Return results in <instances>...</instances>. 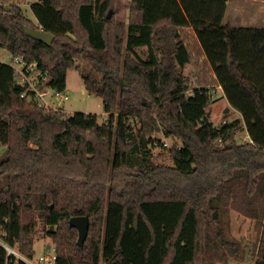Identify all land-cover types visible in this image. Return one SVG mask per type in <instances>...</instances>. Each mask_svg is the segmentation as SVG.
Returning <instances> with one entry per match:
<instances>
[{
  "label": "trees",
  "instance_id": "16d2710c",
  "mask_svg": "<svg viewBox=\"0 0 264 264\" xmlns=\"http://www.w3.org/2000/svg\"><path fill=\"white\" fill-rule=\"evenodd\" d=\"M7 1L0 0V47L36 62L59 92L66 72L77 70L109 115L99 124L92 113L39 107L20 97L13 69L0 62V142L7 146L0 160L1 238L32 257L40 222L54 245L55 264H100L107 206H119L122 222L131 214L135 224L147 221L145 204L174 202L183 211L165 240L163 264L173 263L189 212L193 232L186 264L242 260L244 246L222 229L221 211L231 208L255 220L257 229L264 217V28L223 25L227 0H130L127 24L115 19L116 0H38L30 6L37 24ZM170 1L179 14L168 8ZM26 27L52 34L51 44L28 37ZM189 33L212 71V84L241 119L227 121L225 114L213 127L209 88L186 94ZM140 47L148 50L145 59L136 53ZM82 60L92 70H82ZM129 119L141 124L138 135ZM153 124L181 140V147L169 150L172 166L155 163L141 134ZM241 124L250 142L238 144ZM79 215L89 220L82 247L68 224ZM124 233L121 225L106 264H126ZM253 247L254 264H264L260 245ZM5 261L0 247V264Z\"/></svg>",
  "mask_w": 264,
  "mask_h": 264
},
{
  "label": "rangeland",
  "instance_id": "374dc122",
  "mask_svg": "<svg viewBox=\"0 0 264 264\" xmlns=\"http://www.w3.org/2000/svg\"><path fill=\"white\" fill-rule=\"evenodd\" d=\"M35 1L37 0L19 1L23 7L21 8L22 14L30 19L33 24H36V20L29 7ZM129 1L116 0L115 19L117 21H122L124 10L129 5ZM165 3H168L167 6L171 11L179 14V7L173 2ZM222 24L231 27L264 28V0H227ZM185 37V42L191 50V61L194 62H190L183 70L189 85L186 94H191L194 89L202 85L209 88L208 93L211 100V116L209 121L213 127L220 126L225 118V114H228L227 121L241 119L240 113L234 109H231V113H224V107L227 106V103L223 99L224 93L222 89L219 90V85L212 84L214 80L212 71L204 62V57L197 53L198 46L193 42L191 33L186 34ZM136 53L145 59L148 55V50L145 47H140L136 49ZM0 58H3L6 62L9 61L6 54H2ZM78 64L85 72L92 70V66L87 60H82ZM202 75H204V81L202 80ZM94 76L97 79L101 78V74L97 72H95ZM34 85H36V82ZM30 91L27 90L26 92L29 93ZM60 94L58 96L55 91H50L47 96L39 100V103L47 109L61 111L68 115L74 112L92 113L97 116V122L99 124L106 123L109 114L104 112L102 100L87 92L80 73L77 70L69 69L66 72L65 89ZM55 95L57 97L53 98ZM31 99L38 103L33 98H29L28 100ZM117 111L116 109L113 113L115 117L118 115ZM129 122L133 124V130L138 135L140 132L139 127H141L139 121L129 119ZM241 127V130L235 135L237 137L236 142L238 144L250 142V139L247 141L244 138L247 135V132L244 130V125L241 124ZM141 134L144 135L146 140L150 141L149 148L151 149L155 163L172 166L173 162L169 150L172 147H181L180 138L175 135L166 136L162 132L161 127L154 124L146 131L141 129ZM6 149L7 146L0 142V160L6 156ZM262 160L264 161V155L262 156ZM3 184V180H1L0 185L2 186ZM143 211L147 221L139 218L133 224L131 214L126 215L122 222L121 208L115 205L107 206L102 229L100 264H106V261L112 256L113 243L119 233L121 225L125 231L121 240V247L126 257V264H163V256L166 250L165 240L172 234L178 218L183 211V204L174 202L149 203L143 206ZM221 227L229 239L238 240L244 246L242 264H254L256 250L253 246L258 247L260 245V253L264 256V236H262L261 240V235L264 231V229L262 230L264 228V217L261 221L260 229H257L255 220L247 218L231 208H223L221 211ZM192 232L193 214L189 212L183 225L182 234L176 243L177 254L172 264H186L190 259ZM152 239L151 247L145 251ZM15 247L18 249L17 246ZM33 248L35 259L40 255H52L55 253L53 252L54 245L46 236L45 230L42 228L40 222L37 224V233L34 236ZM223 261L225 260L218 261L215 264H223L220 263ZM234 262L231 260L227 264Z\"/></svg>",
  "mask_w": 264,
  "mask_h": 264
},
{
  "label": "built area",
  "instance_id": "2783aa9c",
  "mask_svg": "<svg viewBox=\"0 0 264 264\" xmlns=\"http://www.w3.org/2000/svg\"><path fill=\"white\" fill-rule=\"evenodd\" d=\"M19 1L21 0H8L5 5L14 4L19 6ZM2 54H6L9 61L6 62L3 58H0V61L13 69L14 79L16 83L22 88V92L20 94L21 98L36 99L38 101L36 104L39 107L47 109L39 103V100L42 99V97L47 96L48 92L50 91H55L58 96L61 95L60 93L62 92L56 91L48 86V73L39 69L36 62H27L22 56H13L10 52L0 47V56ZM33 81L36 82V85H34L35 82L33 83ZM27 90L31 91L27 93ZM55 97L57 96L55 95L53 98ZM218 143L221 144L220 140H218ZM1 234L2 233L0 232V247L5 251L6 254L5 264H17L19 261L23 262L24 264H55V253L52 255H40L36 259L35 256H24L15 246H11L5 242L1 238ZM53 252H55V248L53 249Z\"/></svg>",
  "mask_w": 264,
  "mask_h": 264
},
{
  "label": "water",
  "instance_id": "95a60500",
  "mask_svg": "<svg viewBox=\"0 0 264 264\" xmlns=\"http://www.w3.org/2000/svg\"><path fill=\"white\" fill-rule=\"evenodd\" d=\"M111 11H109L107 17H110ZM23 32L30 38L38 40L42 42L45 45H50L53 40V35L50 33H47L39 28L32 29V28H24ZM228 108L224 110V113L228 112ZM52 207V205H50ZM68 224L70 227L75 228L77 231V245L79 247H82L84 244V241L88 234L89 229V220L88 217L85 215H79V216H72L68 220Z\"/></svg>",
  "mask_w": 264,
  "mask_h": 264
},
{
  "label": "crops",
  "instance_id": "0c3cea01",
  "mask_svg": "<svg viewBox=\"0 0 264 264\" xmlns=\"http://www.w3.org/2000/svg\"><path fill=\"white\" fill-rule=\"evenodd\" d=\"M38 1V0H37ZM37 1H35V2H37ZM130 2V1H129ZM34 3V2H33ZM20 9L21 8H23L22 7V3H20V5L18 6ZM30 8V7H29ZM31 10V9H30ZM33 14V13H32ZM128 14H129V10H128V6L126 7V9L124 10V14H123V18H122V21H120V22H123V23H125V24H127V22H128ZM35 17V16H34ZM30 20V19H29ZM35 20H36V18H35ZM36 24H37V20H36ZM239 27H242V26H239ZM188 31H190V29H187ZM192 63H194L193 61H191ZM190 64V63H189ZM185 69V68H184ZM213 79H214V76H213ZM202 80H203V75H202ZM204 81V80H203ZM202 86H204V85H202ZM197 88H199V87H197ZM219 90H221V87H220V89ZM223 99L225 100V102L227 103V106L226 107H224V110L226 109V108H228L229 110H228V112L229 113H231V109H233L230 105H229V103H228V101L226 100V98L223 96ZM245 138V140H249V137L246 135V137H244ZM247 138V139H246ZM237 139V137L235 136V140ZM264 228H262V230H263ZM233 241H236V242H238V240H233ZM229 259V260H228ZM231 260H233V261H235L234 263H230V264H242L243 263V260H236V259H233V258H227V259H225V261H223V262H220V263H223V264H227L228 262H230Z\"/></svg>",
  "mask_w": 264,
  "mask_h": 264
}]
</instances>
